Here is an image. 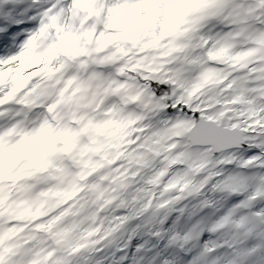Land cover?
<instances>
[{
	"label": "snow or ice",
	"instance_id": "obj_1",
	"mask_svg": "<svg viewBox=\"0 0 264 264\" xmlns=\"http://www.w3.org/2000/svg\"><path fill=\"white\" fill-rule=\"evenodd\" d=\"M0 264H264V0H0Z\"/></svg>",
	"mask_w": 264,
	"mask_h": 264
}]
</instances>
